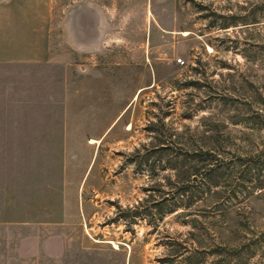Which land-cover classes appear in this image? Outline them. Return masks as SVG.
Here are the masks:
<instances>
[{
  "label": "rangeland",
  "instance_id": "374dc122",
  "mask_svg": "<svg viewBox=\"0 0 264 264\" xmlns=\"http://www.w3.org/2000/svg\"><path fill=\"white\" fill-rule=\"evenodd\" d=\"M0 264H264V0H0Z\"/></svg>",
  "mask_w": 264,
  "mask_h": 264
},
{
  "label": "bare ground",
  "instance_id": "6f19581e",
  "mask_svg": "<svg viewBox=\"0 0 264 264\" xmlns=\"http://www.w3.org/2000/svg\"><path fill=\"white\" fill-rule=\"evenodd\" d=\"M183 34H184V35H187V34H188V31H184ZM91 140H92V139H91Z\"/></svg>",
  "mask_w": 264,
  "mask_h": 264
},
{
  "label": "built area",
  "instance_id": "2783aa9c",
  "mask_svg": "<svg viewBox=\"0 0 264 264\" xmlns=\"http://www.w3.org/2000/svg\"><path fill=\"white\" fill-rule=\"evenodd\" d=\"M178 62H181V63H182V60H181V59H179V60H178Z\"/></svg>",
  "mask_w": 264,
  "mask_h": 264
}]
</instances>
